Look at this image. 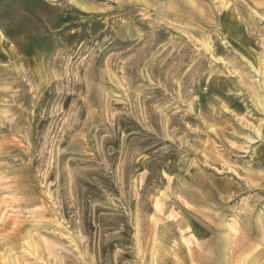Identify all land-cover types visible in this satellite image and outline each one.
I'll list each match as a JSON object with an SVG mask.
<instances>
[{"label": "rangeland", "instance_id": "374dc122", "mask_svg": "<svg viewBox=\"0 0 264 264\" xmlns=\"http://www.w3.org/2000/svg\"><path fill=\"white\" fill-rule=\"evenodd\" d=\"M263 54L264 0H0V264H264Z\"/></svg>", "mask_w": 264, "mask_h": 264}, {"label": "bare ground", "instance_id": "6f19581e", "mask_svg": "<svg viewBox=\"0 0 264 264\" xmlns=\"http://www.w3.org/2000/svg\"><path fill=\"white\" fill-rule=\"evenodd\" d=\"M264 55V54H263ZM264 64V63H263ZM258 66V65H257ZM262 69V68H261ZM257 71V70H256ZM224 237L226 238V240H227V237H228V234H226V235H224Z\"/></svg>", "mask_w": 264, "mask_h": 264}]
</instances>
